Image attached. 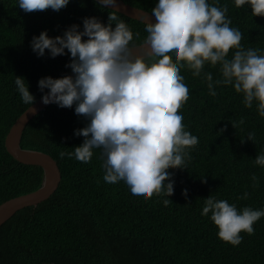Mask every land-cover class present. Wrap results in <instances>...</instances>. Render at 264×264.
I'll return each instance as SVG.
<instances>
[{"label": "trees", "instance_id": "16d2710c", "mask_svg": "<svg viewBox=\"0 0 264 264\" xmlns=\"http://www.w3.org/2000/svg\"><path fill=\"white\" fill-rule=\"evenodd\" d=\"M124 1L172 38L28 123L22 148L50 154L62 180L0 226V264H264V0ZM153 33L96 0H0V204L43 181L7 152L17 118Z\"/></svg>", "mask_w": 264, "mask_h": 264}, {"label": "water", "instance_id": "95a60500", "mask_svg": "<svg viewBox=\"0 0 264 264\" xmlns=\"http://www.w3.org/2000/svg\"><path fill=\"white\" fill-rule=\"evenodd\" d=\"M36 1L45 4H57L67 0ZM96 1L127 17L152 26L154 29L153 36L142 44L103 55L81 64L17 118L5 138L7 152L20 163L41 167L43 169V181L39 189L11 198L0 204V226L19 210L25 207L38 205L48 200L58 189L62 180V173L58 163L50 154L38 150L22 148V136L28 123L64 93L95 73L113 65L136 62L149 58L166 47L172 38V26L158 15L128 4L124 0Z\"/></svg>", "mask_w": 264, "mask_h": 264}, {"label": "bare ground", "instance_id": "6f19581e", "mask_svg": "<svg viewBox=\"0 0 264 264\" xmlns=\"http://www.w3.org/2000/svg\"><path fill=\"white\" fill-rule=\"evenodd\" d=\"M70 1V0H69ZM144 1V0H143ZM130 2H131V0H130ZM151 2V1H150ZM36 3V2H35ZM71 3V2H70ZM41 4V3H40ZM153 4V3H152ZM67 5V4H66ZM70 5V4H69ZM57 6V5H56ZM62 6V5H61ZM41 7V6H40ZM49 7V6H48ZM100 9V8H99ZM66 10V9H65ZM59 11V10H58ZM54 12V11H53ZM50 13V12H49ZM60 13V12H59ZM96 13V12H95ZM110 14V13H109ZM58 15V14H57ZM71 15V14H70ZM93 15V14H92ZM100 15V14H99ZM98 16V15H97ZM104 16V15H103ZM114 16V15H113ZM110 17V16H109ZM43 19V18H42ZM45 19V18H44ZM36 20V19H35ZM105 20V19H104ZM109 20V19H108ZM133 21V20H132ZM70 22V21H69ZM171 22V21H170ZM40 25V24H39ZM105 25V24H104ZM119 25V24H118ZM120 26V25H119ZM57 30V29H56ZM117 31V30H116ZM126 32V31H125ZM132 33V32H131ZM42 34V33H41ZM58 34V33H57ZM128 34V33H127ZM125 35V34H124ZM62 52V51H61ZM58 56H59V54H58ZM146 62V61H145ZM55 63V62H54ZM65 63V62H64ZM33 64V63H32ZM35 64V63H34ZM60 64V63H59ZM58 65V64H57ZM130 66V65H129ZM58 69V68H57ZM143 69V68H142ZM115 70V69H114ZM126 71V70H125ZM139 71V70H138ZM39 72V71H38ZM122 72V71H121ZM132 72V71H131ZM59 73V72H58ZM109 73V72H108ZM124 73V72H123ZM27 75V74H26ZM52 75V74H51ZM65 75V74H64ZM122 75V74H121ZM127 75H128V73H127ZM47 76V75H46ZM50 76V75H49ZM118 76V75H117ZM37 77V76H36ZM39 77V76H38ZM46 79V78H45ZM25 80V79H24ZM55 80V79H54ZM57 80V79H56ZM127 80V79H126ZM109 81V80H108ZM107 82V81H106ZM22 83V82H21ZM24 83V82H23ZM111 83V82H110ZM123 83V82H122ZM105 84V83H104ZM117 84V83H116ZM42 85V84H41ZM49 85V84H48ZM9 86V85H8ZM54 86V85H53ZM119 86V85H118ZM44 87V86H43ZM51 87V86H50ZM114 87V86H113ZM24 88V87H23ZM27 88V87H26ZM74 88V87H73ZM98 88V87H97ZM1 89V88H0ZM3 89V88H2ZM1 89V90H2ZM130 89V88H129ZM8 90V89H7ZM23 90V89H22ZM95 90V89H94ZM110 90V89H109ZM46 91V90H45ZM44 91V92H45ZM122 91V90H121ZM121 91H120V93H121ZM105 92V91H104ZM112 92V91H111ZM114 92V91H113ZM4 94V93H3ZM87 94V93H86ZM92 94V93H91ZM94 94V93H93ZM21 95V94H20ZM23 95V94H22ZM121 95V94H120ZM108 96H109V94H108ZM1 97V96H0ZM18 97V96H17ZM85 97V96H84ZM83 97V98H84ZM105 97V96H104ZM9 98V97H8ZM20 98V97H19ZM40 98V97H39ZM82 98V97H81ZM98 97H96V99H97ZM103 98V97H102ZM110 98V97H109ZM26 100V99H25ZM88 100V99H87ZM98 100V99H97ZM10 101V100H9ZM60 101V100H59ZM59 101H57V102H59ZM85 101V100H84ZM33 102V101H32ZM2 103V102H1ZM12 103V102H11ZM21 103V102H20ZM24 103H25V101H24ZM16 104V103H15ZM20 106V105H19ZM26 106V105H25ZM48 108V107H47ZM15 110V109H14ZM45 110V109H44ZM65 110V109H64ZM63 111V110H62ZM14 112V111H13ZM23 112V111H22ZM12 116V115H11ZM11 124H13V123H11ZM8 133V132H7ZM43 151V150H42ZM43 171V170H42Z\"/></svg>", "mask_w": 264, "mask_h": 264}]
</instances>
